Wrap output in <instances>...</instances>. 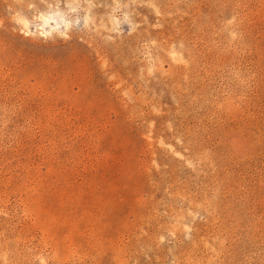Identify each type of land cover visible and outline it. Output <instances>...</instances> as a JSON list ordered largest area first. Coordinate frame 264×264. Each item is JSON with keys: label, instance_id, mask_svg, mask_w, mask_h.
<instances>
[{"label": "rangeland", "instance_id": "1", "mask_svg": "<svg viewBox=\"0 0 264 264\" xmlns=\"http://www.w3.org/2000/svg\"><path fill=\"white\" fill-rule=\"evenodd\" d=\"M0 264H264V0H0Z\"/></svg>", "mask_w": 264, "mask_h": 264}, {"label": "bare ground", "instance_id": "2", "mask_svg": "<svg viewBox=\"0 0 264 264\" xmlns=\"http://www.w3.org/2000/svg\"><path fill=\"white\" fill-rule=\"evenodd\" d=\"M69 27V26H68Z\"/></svg>", "mask_w": 264, "mask_h": 264}]
</instances>
